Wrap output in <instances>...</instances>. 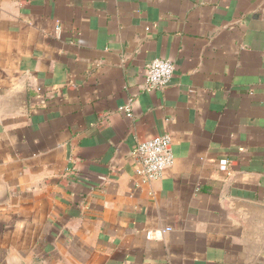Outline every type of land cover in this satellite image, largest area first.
Here are the masks:
<instances>
[{
  "label": "crops",
  "instance_id": "0c3cea01",
  "mask_svg": "<svg viewBox=\"0 0 264 264\" xmlns=\"http://www.w3.org/2000/svg\"><path fill=\"white\" fill-rule=\"evenodd\" d=\"M157 59L174 76L149 92ZM164 135L145 183L134 151ZM20 263L264 264V0H0V264Z\"/></svg>",
  "mask_w": 264,
  "mask_h": 264
},
{
  "label": "built area",
  "instance_id": "2783aa9c",
  "mask_svg": "<svg viewBox=\"0 0 264 264\" xmlns=\"http://www.w3.org/2000/svg\"><path fill=\"white\" fill-rule=\"evenodd\" d=\"M175 71L174 64L165 59H157L146 66L145 81L147 91H155L168 87L173 79ZM131 103L119 109L121 113L131 117ZM134 155L138 161L136 175L143 182H152L162 178L164 172L170 168L174 162L172 152V140L170 136L164 135L140 143ZM222 168L227 169V162H222ZM170 230H159L148 232L149 239H159Z\"/></svg>",
  "mask_w": 264,
  "mask_h": 264
},
{
  "label": "water",
  "instance_id": "95a60500",
  "mask_svg": "<svg viewBox=\"0 0 264 264\" xmlns=\"http://www.w3.org/2000/svg\"><path fill=\"white\" fill-rule=\"evenodd\" d=\"M21 264V263H20Z\"/></svg>",
  "mask_w": 264,
  "mask_h": 264
}]
</instances>
